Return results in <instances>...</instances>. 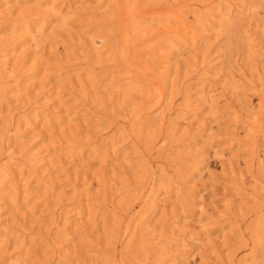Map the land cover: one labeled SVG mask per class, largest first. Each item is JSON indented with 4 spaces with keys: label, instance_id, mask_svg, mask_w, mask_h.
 Here are the masks:
<instances>
[{
    "label": "rangeland",
    "instance_id": "rangeland-1",
    "mask_svg": "<svg viewBox=\"0 0 264 264\" xmlns=\"http://www.w3.org/2000/svg\"><path fill=\"white\" fill-rule=\"evenodd\" d=\"M0 264H264V0H0Z\"/></svg>",
    "mask_w": 264,
    "mask_h": 264
},
{
    "label": "bare ground",
    "instance_id": "bare-ground-1",
    "mask_svg": "<svg viewBox=\"0 0 264 264\" xmlns=\"http://www.w3.org/2000/svg\"><path fill=\"white\" fill-rule=\"evenodd\" d=\"M121 56V55H120ZM125 64V63H124ZM159 100V99H158Z\"/></svg>",
    "mask_w": 264,
    "mask_h": 264
}]
</instances>
